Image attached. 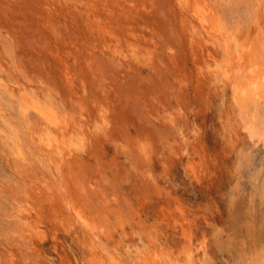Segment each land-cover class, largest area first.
<instances>
[{"label": "rangeland", "instance_id": "obj_1", "mask_svg": "<svg viewBox=\"0 0 264 264\" xmlns=\"http://www.w3.org/2000/svg\"><path fill=\"white\" fill-rule=\"evenodd\" d=\"M242 41L264 50V0H0V264H264V144L223 74Z\"/></svg>", "mask_w": 264, "mask_h": 264}, {"label": "bare ground", "instance_id": "obj_2", "mask_svg": "<svg viewBox=\"0 0 264 264\" xmlns=\"http://www.w3.org/2000/svg\"><path fill=\"white\" fill-rule=\"evenodd\" d=\"M201 9H199V16L206 20V11L203 8ZM235 48V53L223 66L224 79L227 81L225 83L226 85L232 83L234 105L239 116V125L245 130L251 141H261L264 144V50L259 49L252 52L250 51L251 43L245 41L236 44ZM21 101L22 99H20V103ZM47 104H42L32 97L23 98L21 103L24 110L33 109L44 120L45 127L42 129L43 132L40 133V140H38L47 149L71 151L73 149L72 142L66 137L63 116L57 109ZM86 214L80 210L76 213L81 224L93 232L95 229L93 220ZM144 261L146 264H154L153 258L149 254L145 256Z\"/></svg>", "mask_w": 264, "mask_h": 264}]
</instances>
